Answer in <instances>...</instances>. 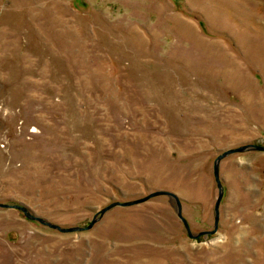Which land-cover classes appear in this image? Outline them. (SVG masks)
<instances>
[{
    "label": "rangeland",
    "instance_id": "1",
    "mask_svg": "<svg viewBox=\"0 0 264 264\" xmlns=\"http://www.w3.org/2000/svg\"><path fill=\"white\" fill-rule=\"evenodd\" d=\"M264 0H0V264H264ZM97 218L95 224L88 228Z\"/></svg>",
    "mask_w": 264,
    "mask_h": 264
},
{
    "label": "water",
    "instance_id": "2",
    "mask_svg": "<svg viewBox=\"0 0 264 264\" xmlns=\"http://www.w3.org/2000/svg\"><path fill=\"white\" fill-rule=\"evenodd\" d=\"M249 149H257V150L264 151V146L251 145V146H243V147H239V148L230 149V150H227V151L223 152L220 156L217 157V159L215 161L214 174H215V180L217 182V186L219 188V195H218V198H217V201H216V205H215V214L216 215H215L214 229L211 230V231H205V232H203V233H201L199 235L194 236L192 234V231H191V228H190V225H189L188 221L186 220V218L183 215V205H182L181 199L174 192L166 191V190H159V191L153 192V193L149 194L148 196H146L144 198H141V199H138V200H135V201H132V202H124V203L113 202L109 206H107L104 209L100 210L98 212V214L103 215L107 211L111 210L112 208H114L116 206H125V207L126 206H132V205H136V204H140V203L146 202V201H148L151 198H154L156 196L165 195V196H168L170 198H173V200H175V202H176V211H177L178 217L184 223V226L186 227L187 232H188L190 237L198 238V237L203 236V235H206V236L214 235L219 229L220 204H221V201H222L223 195H224V189H223V185H222V182H221V179H220V174H219V166H220L221 160H223L225 157H227V156H229L231 154H234V153H237V152H243V151H246V150H249ZM0 207L20 209V210H22L24 212V214L29 219L35 220V221H39L41 224H44V225H46V226H48L50 228L57 229L59 231L65 232V233L66 232H74V231L84 230V228H62L61 226H59L57 224H53V223L47 221L46 219L31 213L29 211V209L23 204H3V203L0 202ZM96 221H97V218H95L92 221L91 225L88 228H91L95 224Z\"/></svg>",
    "mask_w": 264,
    "mask_h": 264
}]
</instances>
